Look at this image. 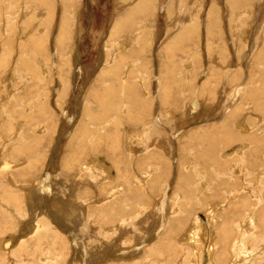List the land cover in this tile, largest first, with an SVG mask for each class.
Returning a JSON list of instances; mask_svg holds the SVG:
<instances>
[{"label":"bare ground","instance_id":"1","mask_svg":"<svg viewBox=\"0 0 264 264\" xmlns=\"http://www.w3.org/2000/svg\"><path fill=\"white\" fill-rule=\"evenodd\" d=\"M117 1L120 2V3H124L123 1H126V0H123V1L122 0H116V3H117ZM128 1L130 2L131 0H127L126 2H128ZM193 1H195V0H193ZM14 2H15V7H19L16 10V12L14 13L16 20L19 19V16H21L20 14H22L24 12L25 13L28 12L33 7L41 8V9L45 8L47 13H48V15H49L48 20H47L49 23H47V24H49L50 26L53 24V19H54V17L57 14V9H60V12H61V8H63V13L59 17L60 26H58V29H57L58 33L56 35L55 46H54L53 50H54V52L56 51L55 52L56 57L58 56V58H61V62L58 65L60 69L63 66H65L66 64H68V61L66 60L67 58L65 59L64 56L65 55L68 56L73 51H74L73 53H75V51L79 47V46H75V44L77 45L76 42H80L81 37H82L81 36L82 35L81 32H83V25L79 24L80 15H79V8L77 6L76 9H75V15L78 16V19H76V22H77L76 23L77 24L76 25V31H78V32H77V34L75 33L73 35V31H72L73 30V28H72L73 20H71V18L68 15L69 14L68 12H69L70 8L74 4L73 0H14ZM169 2H171V1H169ZM177 2H180V1H177ZM131 3H132V7L129 8V9H125L124 11H120L119 9H118L119 11H117L116 6H115L114 9H116V10H115V12H113V15L114 16H115V14L116 15L118 14V15H117V17L115 19L112 18L111 20H109L110 21V23L108 22L110 24L109 27L106 26V24H105V26L108 27V30H106V28L97 29L96 27H92L91 26L92 28H91L90 34H92V38H94V44L97 43V41L100 42V43L102 42V52L100 51V56H99L100 57L99 60H101L100 61L101 64L96 66L95 71L93 72V74L95 75V73L99 70V72H97L98 74L96 73V75L99 76L98 82L100 84L105 82V79H106L105 77H107V78L111 77L113 79H117L118 82H120V86L119 87H121V89H118V90L122 92L125 89V91H126L127 95L122 92L124 94L123 95L124 98H125V95H126L127 101H128L129 99H131V98L133 99L135 97V98H137V105L139 107H143L142 105H140V103L144 105L146 102H143V100L139 97V95L137 94L138 92L135 91V87L132 86L133 84H130V81L128 82V80L126 79L127 75H125L123 77L124 74L121 73V71H122L121 70V66H125L126 69H127L126 72L127 73L130 72V75L132 73H134V69L136 68L137 64L132 59L124 62V58L126 57V55L128 53L137 56V54H140L141 52H144L147 49L148 45H151L152 41L154 40V39H152L151 36H153L155 38V34L157 33L155 31L157 30L156 29V19H157L156 17L158 15L150 17L149 14H151L153 10L157 9V7H154L155 6L154 4L158 3V5L159 4L162 5L163 0H137V1L135 0V2L133 1ZM196 3H195V5H196ZM199 3H200V1H199ZM172 4H174V3H172ZM226 4H228L232 8V10L234 11V13H233V15L231 17V24H229L230 26H228V27H230L229 29H230V31H232V33H231L232 36L230 38V41H231V43L233 45V48H234L233 52L238 55V61L235 58H232V56H234V55L232 54V52L229 51V46H230L229 42L225 40V34L227 36L226 38H228V36L230 35V34L229 35L227 34L228 31H227V33L225 31V34H223L224 30L222 31V29H226V27L221 28V29L218 28V29H220V32H222V34H218L216 32V30L214 29L215 27L217 29V25L215 26V24H216V21H217V18H218L219 15H217V13L214 11V8H213L214 6L211 5L212 7H210V9H207L206 18H207V20L209 22V23L207 22L209 28L207 26V31L206 32H207L208 36H210V37L211 36L214 37V36L222 35L221 39H219L217 41V43L221 41L220 44H223V50L221 51L220 56H218L220 61H217V62L218 63L220 62L219 65H217L216 63H213L212 68H211V64L208 63V65H207L208 70L205 71L204 67L203 68L201 67V68H199V72H200V74L201 73L203 74L204 71L205 72L209 71L210 74H212V77H209V75H207V78L210 81H212L210 78H213L215 81L218 80L219 76H218V73L216 72L217 70L222 71L223 74L225 72V76H227V74H231V73L233 75L236 72L237 73H241L242 72V74L244 75V73L248 69H250L249 67L251 66V60H253V57H254L256 59L257 63H258L257 66L261 65L258 68V71L260 72V74H259V77H257L258 75H256L257 78L252 76V78L254 77L253 80H249L248 79V80H245V81L241 80L240 76H239V79L235 80V81H233V80L231 81V79H229V77H228V81L226 80V81L223 82L224 83V88L222 90V92L224 94V97H227V100H228L227 102L228 103H225L222 106L223 108L220 107L221 109L218 110L217 116H213L216 120H213L211 118H209V119L205 118L204 119L203 117H201L204 120L203 123L206 122V121L207 122H211L212 121L211 123H207V127H205V132L204 133L200 132V134H198L199 132L196 133V132L188 131L187 135L184 136L185 138H187L189 140L190 139H194L197 142L200 141L201 142L200 144L203 146L202 150L200 149L199 151L197 150L198 152L196 151L198 156H200V154H201V158L203 160L201 158H200V160L197 159V156H196V158L193 159V161L191 162L192 168H194L195 171H200V165L199 164H201L202 162H208V163L211 164L215 160V159L213 160L214 157L213 158L211 157L212 153H215L217 155V157H218V155L220 157V154H222V156L228 154L226 151L223 152V150L224 149H228L230 147V145L234 143L233 141L235 139H238V137L244 139V142H252L251 146L255 145L257 147L256 150H258V154L260 153L262 156L258 157L257 152H256L254 158L251 161L254 162V164H255L256 161H260L263 164V166H264V102L255 103V106L253 105L254 108L257 110V113H258V116H257L256 119H258L257 121L259 122V124L262 125V129H263L262 132H260V134H255V132L253 130H250L249 123L247 122L248 126H247V124L245 125V123H244L246 121L245 119H244L245 121L242 120V122H237V123H236V120L235 121L232 120V117H233L234 113H237V112H240V111L243 110V108H242V103H243L242 101L243 100L241 98V95L244 94L243 91L246 90V95L245 96L250 98V99H252V100H255V101L257 99L261 98V96L263 97V95H264V0H226ZM121 5H123V4H121ZM175 5L178 6L177 4H175ZM181 5H183V3H181ZM200 5H201V3H200ZM213 5H216V3L215 4L213 3ZM188 6H186L187 9H188ZM190 6L192 8V3H191ZM15 7H14V9H16ZM180 7H182V6H180ZM195 7L198 10L199 7L198 8H197V6H195ZM195 7H194V9H195ZM254 7H256L255 11L253 9ZM36 8H35V11H37ZM168 8L166 9V4L164 3V6L161 7V11L164 9V12H166V10H168ZM172 8H175V7H172ZM200 8H201V6H200ZM158 9L160 10V8H158ZM169 9H171V7ZM187 9L185 8V10H187ZM215 9L218 10V8H216V7H215ZM252 9L255 12V14L253 12L254 16L253 15L247 16L248 12L250 10H252ZM32 10H34V9H32ZM202 10H203V8H202ZM12 11H14V10H12ZM155 11H157V10H155ZM193 11H195V10H193ZM38 13L39 12H37V14L31 13V15L34 14L32 17L35 18L34 16L38 15ZM196 13H197V11H196ZM185 14H186V12H185ZM25 15L26 14H24V16ZM147 15H148V17H150L147 22L140 23L137 26L136 30L133 31V33L129 32L128 28L132 27L134 25V22H135V20H136V18L138 16H147ZM166 15H169L168 11H167ZM245 15H246V17L244 18V21L245 20H249L250 22L254 23V26H252L253 29L250 28L251 29V30L249 29L250 31L249 30H244V28H243V27H245V25L243 26V17ZM27 16H28V14H27ZM39 16L41 17V15H39ZM191 16H193V15H191ZM191 16H190V18L193 19V17H191ZM197 16H198V13H197ZM201 16H202V14H201ZM194 17H196V15ZM175 18L179 19V17L178 18L175 17ZM188 18L189 17H187V19ZM197 18L200 19V17H197ZM23 19H24L23 20L24 23L22 25L17 24V23L16 24L15 23L14 24L13 23L10 24L11 20H14V18L12 19V17H11V20L5 25L8 26L10 24V26H11L10 29L11 30H13L14 28L15 29L18 28L19 30H21V29L25 28V23H26L25 18H23ZM219 19L222 21L221 18H219ZM30 21L34 22L33 19H31ZM179 21H182V20H178V22ZM188 21H189V19H188ZM198 21L197 22L193 21L194 23H190V22L187 23L186 21H184V23L182 25H184V24L185 25L183 27H178L179 25L176 26V21L175 20L172 21L173 23H169L168 22L169 25L172 24L170 26H174L173 28H175L173 30V33H170L171 32L170 31V32L166 33L163 36L162 39L161 38L156 39L157 42L160 43V45H158L159 47H157L158 48L157 49L158 50V54H157L158 60L157 61L160 64V71L159 72H161V68H162V64L161 63L163 62L162 59H164V53H166V55L174 56L175 55L174 53L176 51L181 50V51L184 52V54H186L185 52L187 51V48H189L191 46L190 42L194 39L195 34H197V33H195L196 30L199 31V29H200L199 27L201 26L200 25L201 22L199 23L200 26H198L199 29L198 28L195 29L196 24L198 23ZM221 21H219V22L223 23ZM252 23H251V25H252ZM39 25L41 27V24H39ZM28 26H30V25H28ZM35 26H37V25H35ZM35 26H34V28H32V29H36V31L32 30V33H34V35H32V33L30 32L32 37L30 38V40L27 41L28 47H26L25 46L26 44H25L23 46V48L20 49V54H23L24 58H21L20 59L21 61L18 62V64L20 63L24 67H26L25 68L27 70L26 73L29 72L30 75L27 74L26 76L17 77L18 75H20L19 74V70H18V68L13 67L14 73L12 71H10V76H9V81H10V87L11 88L8 90V94H7L6 98H5L7 100L6 103H8L10 106L12 105L11 106L12 108L19 107V106H17V104H19V105L22 104L21 106L23 107V110H22V108L20 110V107H21L20 106L18 108L19 109L18 112L16 111L17 112L16 114L20 113V115H22V117L24 116V118L25 117L26 118L29 117V115L27 113H32V111H34V109H33L34 106H35V108H38L37 112L39 114L44 115L43 110H45L48 113V115H50L49 105L47 103L48 101L46 102L47 97L44 96L45 93L43 94L44 91L43 92H39L38 91L39 93L36 94V95L33 94L32 98L29 99V101H27L29 103L25 104L23 102L25 99H28L29 95L32 93L33 88H31V86H30V83L32 82V79L35 80V83H37L40 88L45 86V85H43V82L46 80V77L44 78V76H42L43 74L41 75V71H39V70H41V67H39L38 64H40L41 66H44V74H45V76H47L46 75V71H45L46 70L45 68H47L46 67V63L43 61V59L40 56H37V54L40 55L41 53L45 52L44 44H45V42H47V38H48L49 34H47V36L44 35L43 33H41L40 29L37 31V28ZM43 26H46V25L43 24ZM105 26H103V27H105ZM220 26H222V25H220ZM205 29H206V27H205ZM121 30L122 31L124 30V35L121 36V39H117L118 36H120V34H121ZM125 30H128V31H125ZM33 31H35L36 33L33 32ZM74 32H75V30H74ZM4 33L5 32L3 31V35H4ZM8 34L10 35L9 32H8ZM197 35H199V34H197ZM45 36H46V38H45ZM156 36H157V34H156ZM253 36H254V38H253ZM74 37H76L79 41L78 40L74 41ZM150 37L152 39L150 41L151 43L148 42V39ZM158 37H160V36H158ZM161 37H162V35H161ZM250 37H251V39H250ZM206 38L208 39L209 37H206ZM218 38H220V37H218ZM207 39H205V40L207 42L206 47L208 48V50L204 51V53H206V55H204V54L201 55L200 54L201 52H198V50L195 51L196 52L195 55H193L192 52L189 51L190 53H189L188 58H187V60L188 59L189 60H188V63L186 64L187 65L186 68L187 67H189V68L191 67L190 70L192 71L193 67H195L194 63H196V62L201 63L202 59L205 58V56H206V58H210L212 56V53L210 52L211 51L210 48H212L211 47V43H210V40H207ZM216 39H217V37H216ZM9 40H10V38L6 42H8ZM156 40H155V42H156ZM213 40H215V38H213ZM249 40H250L249 46H248L249 48L247 50H245L246 48L244 47L246 45H243V47L245 49L241 48L239 46L240 42L244 43L243 41L248 42ZM69 41L70 42L73 41V44L70 46V49L67 50L66 48L68 47ZM134 41H140V43L139 44L137 43L138 45L136 46L134 52H131L129 50H130L131 47H133V42ZM213 42H212V44H213ZM134 43H136V42H134ZM161 43H163V44L161 45ZM192 43L194 44V42H192ZM251 43H252V47L250 46ZM216 44H214V45H216ZM220 44H219V46H220ZM196 46H197V44H196ZM196 46H194V48ZM219 46H217V49L219 48ZM98 47H99V44H98ZM200 47H201V45H200ZM213 48H216V47H213ZM9 50L6 51V54H4V58L2 59L3 61L6 60V56H7V54H9L7 52H9ZM220 50H219V52H220ZM10 52H11V50H10ZM183 52H181V54ZM34 54H35V57H36V59L34 60L35 63L33 62ZM29 55H31L30 58H25V57H28ZM10 57H12V55ZM167 58H169V57H167ZM242 58L245 60L244 64L247 61V65L246 66L244 65V67H242L243 64L241 65V63H240ZM170 59H173V57H171ZM17 60L18 59H16V61ZM71 60H72V63H73V59L72 58H71ZM125 60H127V59H125ZM216 60H218V59H216ZM78 62H80V61H78ZM122 63L124 65H122ZM16 64H17V62H16ZM214 64H216L217 66H214ZM171 65H174V62H172ZM198 65H200V64H198ZM166 66L164 65V68L162 70V71H164L163 74H165L166 77H170V79H172V78L174 79V77L171 78V75H169L170 72H168V70H166ZM257 66L256 65L254 67L252 66L251 69L252 70L254 69L256 71L255 68ZM175 68H177V67H175ZM75 69H76V72H78L77 75L78 74H82L83 67H82L81 64L77 65V67ZM213 69L214 70L217 69V70L214 71ZM252 70H250V71H252ZM172 71H177V70H172ZM255 71H253V74H255L254 73ZM60 72H61V70H60ZM247 73H248V71H247ZM175 74L176 73H173V75H175ZM92 75L84 76V77L88 78L90 76L92 77ZM119 75H120V77H119ZM248 75L249 74H247V76ZM158 76L160 77V75H158ZM63 77L64 76L62 74V76L59 78V81L62 84L61 87H59V89H58L59 90V92H58L59 95H62V94L64 95L63 92H65V90H66V92H68V90L71 89V88H69V86L67 84V81L64 82L62 80ZM118 77H119V79H118ZM249 77H251V76H249ZM160 78H162V77H160ZM21 79H22V82H20L21 85H19L17 87H14V85H15L14 82L21 81ZM157 79H158V92L160 93V90L162 89V91H161L162 92V96L159 95V93H158V96L156 95L157 99L158 100H163L164 104L165 103L166 104H170L171 103V106L173 108V106H174V103H172L173 99L171 100L172 102H170V103H169L168 99H169L170 94H171L170 91L171 90L174 91V90L172 88L170 90V83H168L169 85L166 84V85H164V87H162V85H161L162 80H160L158 77H157ZM180 79H181V77L179 78V80ZM137 80H138V82H142L143 77H138ZM189 80L190 79H188V81ZM76 81L77 80H75V82ZM82 81L84 82L83 79H82ZM167 81H169V80H167ZM173 81L175 82V79ZM173 81L171 82V80H170L169 82L173 83ZM143 82H145V81L143 80ZM88 83H87V85H88ZM177 83L173 84V86L176 85ZM181 83L182 82H180L179 84H181ZM221 83H222V81H221ZM185 84H187V81H186ZM208 84H209V81H205V83H202V86H204V87H206L205 85L209 86ZM91 85L89 84L90 87L89 88L87 87L88 88V90H87V89H85L86 86L83 85L84 86L83 87L80 84V86L82 88L78 87L79 90H76V93H77V91L79 92L78 96L75 97V99H78V101L74 105L78 106V107L77 106L76 107L79 109V111H80V109H83V111L81 110L82 111V115H80V117H82L83 115L84 116L87 115V117H90L89 122L91 124H93V126H94V122H95L94 120H97V121L101 120L99 125H98V127L95 126V127H97L99 132L97 130H96L97 132L96 131H94V132L92 131L93 129H95V127H92L93 128L92 130H90L91 129L90 127H85V126H88V124L84 125L83 127H78V128L74 127L76 130L74 132L72 131V133L68 137V144L66 145L68 150H67L65 156H63L64 158L61 160L60 164L66 170L73 167L74 168L73 171L74 170L75 171L78 170L79 174L86 173V171H90L91 172L94 169L92 171L94 177L98 178L99 181L100 180H106V181H104L103 184L98 185L99 186V190L97 192H92L93 195L91 196L92 198H90L92 200L89 201V206H87V205L83 206V204H80L81 202L79 200H77L78 198H81L82 196H80L79 194H75L76 191H77L75 187L72 186L71 191H70L71 192V197H74V199L71 198L72 200H70V202L68 200L66 201L64 198L62 199V197H64V195H66L65 194L66 193V189L63 188V189L59 190L57 187L52 186L53 185L52 184V182H53L52 178H47L46 177L48 173L46 174L45 177H42L43 179L41 178L42 175L39 176L40 174L38 176H34L33 175L34 178L30 179V182H28L29 184H25L24 182H22L19 179H17V177H16V180L13 177H12L13 179L11 178L12 172L10 171V169H11V166H12L11 164L12 163L6 161L7 159H3V157L0 158V264L4 263V262H6V264L8 262H12L13 263V261H11L10 258L13 257V256L15 257L19 253H25L27 258H29V260H31V264L32 263L33 264H62V263H64V264L66 263L67 264V262H68L67 259L68 258L71 261V262L69 261L70 263H68V264H129L128 262H131L130 264H146L148 261H149L148 264H150V261L153 262V260L156 259L155 256L164 257V255L168 256L169 258L179 257V259L178 258L177 259H178V261H182L181 264H264V203H263L264 202V192H262L263 191L262 190V191H260V193L255 194L253 192L254 189L252 191L250 189H247V191H246L244 188L243 189L245 191L241 190L242 192H235V191H238L239 186L241 184L240 183V179H243L244 176H243V178H242V176L239 178V175L237 174L238 176L230 177V175H228V172L226 174L224 170H221V169H223L222 167H221V169L218 168L219 166H217V168L220 169L221 171L220 170L218 171L216 169V174L213 173V172H215V171H213V169L211 170L212 173L215 174V179L214 178H212V179H214V181L219 179V180H217L218 189L213 191L214 194L211 195L212 196L211 202L216 204L214 206H217V207H213L214 209H212V205L209 206L210 205L209 204L210 201L208 202L209 205L206 202L205 205H208V208L211 207L209 209L213 210V211H211V216L208 218L209 219L208 224L209 223L210 224L207 225V226H204L205 227L204 230H203V226H202L203 224H201L199 222L200 218L199 217L197 218V216L195 215L196 213L194 215H193V213H191V215H190V217L188 219H187V217L186 218L183 217V218H180V219L179 218L178 219L174 218L175 220H172L173 219L172 218L170 221H167L168 217L166 215L164 217H161L163 219L166 218V220L162 223V226L165 229H166V227L167 228L170 227V229L169 230L167 229L168 231L165 232L164 237L161 236L162 238H165V239L166 238L169 239L171 233L172 234H176L175 233L176 230L174 231V233L171 232L173 227L174 228H175V226L176 227L177 226L184 227L185 225H187V222L190 221V223H188L189 224V230L191 229L192 232L189 235H190V238L192 239L191 242L195 244V247L190 248L189 245L185 246V243L182 242L183 238H181L182 241L179 240L177 242L178 245H176V244H168V243H166L163 240L162 243H158L156 245V243H157L156 242L155 244H153L154 246L149 248L147 251L145 249H143L142 245L145 246L147 244V242H150V240L143 242V240H142L143 236L141 237V235H139L141 233L143 234V231L141 233H139V231L141 229L140 230L136 229L137 231L136 230H132L130 228V226H131L132 223H133V225H137L138 226V222H136L134 220L135 219L140 220L139 218H142V217H140V214L142 213V215H143L144 211H146V208L148 206H146L147 204H145L143 202L145 199L142 201L141 196L140 197H136V196H130L129 197L128 196V198H125V196H126V195L124 196L125 191L123 190V188H118L117 185H116L117 188L113 187V188L116 189L115 191H111V193H109L108 196H105V197L102 196V195H105V194L107 195L108 192L103 194V191L106 192L105 190L107 189V186H109V187L112 186V183H113L112 175L113 174L111 175V173H110V171H111V168H110V165H109L110 163L108 164L105 161L104 158H101V156L99 155L98 152H90V151H91V149H92V151H97L99 147H103L104 149H106L107 151H109V152H111L113 154L119 153L120 152L119 147H120V143H121V138L119 137L120 133L115 132V130H120V128L122 127V121H120V119H118L119 116H116V115L114 116L113 114H112L113 116H111L109 118L107 116H104L105 119H103V116L101 114L100 115L102 116V118L100 117L99 113L96 114L95 112H93L92 109H90L89 107L86 106V103H89V104L92 103L91 102V97L89 96V92H91L90 91L91 90ZM126 85H128L129 88H128V86L126 88ZM219 85H217V87ZM254 85L256 87H254ZM171 86H172V84H171ZM27 87L30 88V91L28 89L27 91H29V92L26 91L25 94L22 95L20 91L26 90ZM215 87H216V84H215ZM227 87H228V89H227ZM36 88H38V87H36ZM212 88H213V86H212ZM85 90H87V91L85 92ZM99 90H100V92L97 91V90L95 92L94 91L93 92L95 93L96 100H98V102H99L100 108L102 110H106V111L107 110L111 111V109H112V111L114 110L115 112L118 111L120 108H116L117 110H115V107H116V104L114 102L115 100L114 101L112 100L114 103L112 102L113 104L109 105V103L108 104L106 103L107 102L106 99H108L109 97L111 98V96L116 99V97L119 94V91H117V89H115V88H110V87L106 88L105 87L104 90H107V96H108V97L107 96L105 97L103 95V92H101V89H99ZM144 90H145V88H144ZM47 91H45V92H47ZM199 92H200V90H199ZM199 92H198V94H199ZM207 92H209L208 93L209 94L208 99H210V102L218 97L217 94H215L216 92L213 91V90L212 91L209 90ZM182 93L180 92L181 95H183ZM201 93L203 95L206 94V90L203 89V91L200 92V94ZM82 95H83V98H84L83 100L81 98ZM181 95H180V97H181ZM160 96H161V99H160ZM60 98H59V100H60ZM248 98H245V99L247 100ZM144 100H147V99H144ZM41 101H42V103H40ZM134 101L135 100H133V102ZM177 101L178 100H176V102ZM257 101H259V100H257ZM17 102H19V103H17ZM6 103H4V104H6ZM190 103H192V102H189L188 100H185V102L183 101L184 106L182 104L183 107H185V106L188 107L187 109H188L189 114H188L187 118L188 117H194L201 111V106H200V109H199V112H198V108H197L198 105L196 107H194L195 105L193 106V104H190ZM33 104H34V106H33ZM157 104H159V103H157ZM247 104H249V103H247ZM26 105H29V106L25 107ZM3 106H2V104H0V107H1L0 108L1 109L0 110V118L2 116V112H6V111H7V113L10 112L9 108L8 109H7V107L3 108ZM46 106H47V108H46ZM147 108L148 107H146V108L144 107V109H146V110H147ZM192 108L195 109L194 113L191 110ZM135 109H136V107H135ZM169 109H170V107H169ZM24 110H25V112H23ZM256 110H255V112H256ZM52 111L53 110H51V113H53ZM141 111L143 112V110H141ZM141 111L139 110V113H137V114L136 113L135 114L132 113V114L128 115V117H127L128 118L127 121L135 120L136 124L138 123V120L140 122H142L140 124V126L139 127H133V128L126 127V131L129 129L128 130L129 132L131 130L132 132H135V134H136V131H139L142 128L143 131L146 130V132H147L148 128L146 129V126H148V127L150 125L152 126V124H149V121L152 120L151 119L152 118V114H151V116H148V115L146 116L145 115L146 119H143V117H144L143 114H146L147 112L146 113H142ZM202 112H204V111H202ZM7 113H5V117H6L5 120L8 121L9 116L7 115ZM66 113H67V111H66ZM78 113H80V112H78ZM107 113H108V111H107ZM148 113H149V108H148ZM169 113H170V111H169ZM167 114H168V112H167ZM66 116H68V115H66ZM92 116H94V117H93L92 122H91V117ZM108 116H110L109 113H108ZM126 116H127V113H126ZM157 117H156V119H157ZM181 119L182 118H180V121H181ZM184 119H182V120H184ZM5 120H3V119H2V121L0 120V123L1 122L10 123L11 126L10 125L9 126L12 127L11 130L14 133L13 136L15 138H17V139L14 140V141H16V143L13 141L14 142V145H13L14 151H18L19 153L23 152L22 150H24V151L26 150V151H29V152L34 151L32 146H34L36 144V146L39 148V146L42 144L44 139H46V137H47L46 135H44L45 134L44 130L47 131L46 126H45L46 124H43V126L41 127L42 130L39 127L40 129H39V131H37V134H33V131H32V134H30L29 131H25L24 130V127L22 126V123H21L22 121L19 123L17 120H15V121H17V123H19L17 125V127H15V124L14 125L12 124V122H14V120L12 121V119H10V121H8V122L5 121ZM32 120H30L29 122L32 123ZM176 120H175V122H176V124H178ZM19 121H20V119H19ZM156 121H158V122H156ZM156 121L154 123V126H159L161 120L159 119V120H156ZM201 121H200V123L203 124ZM153 122H154V120H153ZM181 122H179V123H181ZM184 122H186V121L184 120ZM90 123H89V125H90ZM186 123H188V122H186ZM238 123H242V124H238ZM111 125L114 126V131H110ZM191 125H193V124L191 123ZM234 125H237V126L240 127V128L238 127L239 131H241V135L240 136H237V134L235 132ZM3 126H4V124H3ZM54 126H56V125L54 124ZM183 126H186V125H183ZM260 126H258V127L261 129ZM2 128H4V127H2ZM178 128H179V124H178ZM178 128H176V126H175V129H178ZM200 129L201 128H198L197 130H200ZM251 129H252V127H251ZM9 130H10V128H9ZM26 130H27V128H26ZM106 130H107V132H105L104 135L101 134V132L103 133ZM48 131L51 132L49 128H48ZM176 132L177 131L175 130V132H174L175 135H177ZM42 133H44V134H42ZM58 134H60V133H58ZM155 134H156V132H155ZM201 134H202V136L204 135L201 138L202 141H201V139L198 140L199 137H201L200 136ZM131 135H133V133H131ZM145 135L146 134H144V136ZM62 136H64L63 133H62ZM159 136H160V134H159ZM14 137H13V139H14ZM125 137H127V139H126L127 147L128 148L131 147L133 149L135 147V146L133 147V144L135 143L134 140L131 142L129 135H125ZM132 138H134V137H132ZM154 138H155V135H154ZM136 139H135V141H136ZM147 140H149V139H147ZM238 141H239V139H238ZM191 142L194 143V141H191ZM193 143L191 145L192 147H193ZM174 144H175V141H174ZM59 145H60V143H59ZM222 145H224L226 147L224 148V146H222ZM143 146H145V145H143ZM160 146H161V149L159 147L158 148L161 150V153L164 154L165 152H163V150L166 151V149H168V148H166L165 145H160ZM191 146H189L190 148H188V149L184 148L185 150H188L187 151L188 152V156H189V154L194 153L195 150H196V148L193 149ZM202 146H200V147H202ZM238 146H236V147H238ZM242 146H243V148H240V150L238 149L239 151L237 153H239L238 155L244 157L245 155H247V154H245L246 151H244V148L246 147V144L242 143ZM13 147H10V148H13ZM90 147H92V148H90ZM122 147H124V146H122ZM149 147H150V145H146V148H149ZM221 147L224 148V149L222 148L223 149L222 151H220ZM136 148H134V149H136ZM140 148H142V147H140ZM152 148H154V147H152ZM152 148L148 150L149 153L147 154V156H144L145 158L143 157V159L141 160V162H140L141 168L143 166H145L147 164V162L151 163L150 160L154 159L155 157L159 158V153L158 152H154L155 150H153ZM88 149H89V152L91 154L87 153ZM134 149H133V151H135ZM197 149H199V148H197ZM9 150H10L9 146H7V147L5 146V151H9ZM245 150H247V149L245 148ZM254 150H255V148H254ZM34 152H36V151H34ZM34 152H32V153H34ZM183 152L185 153V151H183ZM247 152H249V149H248ZM229 153H232V152L230 151ZM36 154H38V155H36ZM87 154H89L88 158H87V156H84V155H87ZM172 154H173V152H172ZM251 154H250V156H251ZM34 155H36L38 157H34L33 154H32V156L34 158H32V160H27L26 161L27 165L33 166V165H36V164L40 163L39 161H42V160H40L42 158V155L40 157V154H39L38 151ZM167 155L169 157V152H168ZM206 155H208L207 158H205ZM55 156L56 155L53 156V161L52 162H55ZM83 156L85 157V160L83 159ZM222 156H221V158H222ZM230 156H233V155L229 154L226 157H230ZM119 157H122V158L120 159ZM123 158H124L123 156H118L116 160L114 159L113 162H111V163L114 164L113 168L114 169L117 168L116 170H117L118 173L120 171H122V169H123L122 168V166H123L122 165V160H124ZM127 158H128V156H127ZM191 158H192V155H191ZM247 158H248V156H247ZM45 159H46V157H45ZM135 159H137V158H135ZM224 159H225V157H224ZM162 160L164 161V159H162ZM217 160L220 161L221 159H217ZM235 160H237V157H236ZM240 160H242V159H240ZM157 161H158V159H157ZM243 161H244V159H243ZM243 161H240V162L242 163ZM180 162H181V160H180ZM252 162H249V163L252 164ZM260 162H256V164L260 163ZM157 163L160 164V162H157ZM177 163L179 164V162H177ZM217 163H219V162H217ZM154 164H156V163L153 162V165H150L148 170L144 169L145 171L143 172V176H141V177H144L145 179L147 177V179H149V177H151V176L156 174L154 176V179H153L155 181H152V182L159 181L162 178V176L166 177V173H165V176H164L162 174V171H160L161 168L159 169V167H157L159 169L158 170L156 168L157 165H154ZM188 164H190V163H188ZM237 164H238V162H237ZM24 165L21 167L22 169L18 171L19 172L18 174H21V172H24V173L28 172L27 171V167H24ZM77 165H79V167ZM115 165H116V168H115ZM125 165H126V171L127 172L125 174H121L120 173V178L121 179H125V183H126V185L128 186V188H129V190L131 192H134V191L139 192L140 190L138 188L134 189L132 187V186H134V185H132V183L130 181V177L132 176V174L129 172V169H128V166H127L128 164L126 163ZM255 165H252V166L250 165L251 167L249 166L246 169V172H247L248 175H254V174L256 175L257 174L256 176L257 177L259 176V179H257V180L258 181L262 180V184H263V182H264V168H263V170H261V172H260V170L258 172L255 169L256 168L255 167L254 169L257 171L255 173V171L252 168ZM146 167H148V164H147ZM190 167L191 166H189V168ZM227 167H228V165H227ZM240 167H239V169L242 168V167L241 168ZM141 168H139V170ZM186 168L188 169L187 166H186ZM95 169L96 170L98 169L97 173H95V171H96ZM163 169H165V168H163ZM183 169H185V168H183ZM183 169L181 168V171ZM233 169H235V165H234ZM135 170H136V168H135ZM139 170L137 171V173L140 172ZM157 170L160 171V172H157ZM75 171H74V173H75ZM152 171H154V173ZM207 171H208V168H207ZM131 172H133V171H131ZM152 173H153V175H152ZM201 173L203 174L204 172H201ZM233 173H235V172H233ZM233 173H230V174L232 175ZM30 175H31V173H30ZM145 175H147V176L145 177ZM49 176H50V174H48V177ZM187 176H189V174H187ZM208 176H207V178H208ZM219 176H225V180L220 179ZM114 177L117 178V176H114ZM245 177H246V179H248L247 177H249V176H245ZM120 178H118V179H120ZM134 178L136 179V177H134ZM134 178H131V179L134 180L133 182H135ZM194 178H195L194 176H193V179H192V177H185V179L183 181H190V180L194 181ZM201 178H204V177H201ZM210 178H211V175H210ZM164 179L162 178L163 182H164ZM196 180H198V178ZM16 181H18V182H16ZM73 181L78 186V184H79L78 182L79 181L75 180V179ZM115 181H116V179H115ZM183 181L181 180V182H183ZM208 181L209 180H207V182L202 180L200 183H198V181H197L196 185L199 186L200 184H202L203 186L207 187ZM258 181H257V184H258ZM163 182L161 181L162 184H163ZM209 182H211V181H209ZM176 183H177V181H176ZM187 183L188 182L183 183V186L186 185ZM260 183H261V181H260ZM94 184L95 185H92V187H91L92 189H93L94 186L96 187L97 183H94ZM136 184H135V186H137V187H138V185H140V186L144 185L145 186V188L143 187L144 190H146V188H147V185H145V183H143L142 180H138V183H136ZM154 184H153V186H154ZM214 184H212V188H213ZM245 184L247 185V183H245ZM262 184H260V185H262ZM120 185H121V182H120ZM191 186H192V184H191ZM193 186L195 188L194 184H193ZM198 186H196V188H198ZM78 187H80V186H78ZM247 187H245V188H247ZM180 188H183V187H180ZM215 188H216V186H215ZM253 188H254V186H253ZM162 189L163 188H161V190ZM152 190H153V188H152ZM180 190H183V189H180ZM63 191H65L64 195H62ZM164 191H166V190L164 189ZM224 191L226 193L225 199L223 198L224 197L223 196L222 197L223 200H221V201L218 200V199L215 200V197L221 196L220 194H217V193L224 192ZM250 191L252 193H254V195H252L253 196L252 198H254V199L249 198L251 196L250 195L249 197H247V199H249V201L247 199H245V198L241 199L239 201V197H238L239 195H243L245 192H249L250 193ZM85 192H90V191L86 190ZM158 192L160 193V191H158ZM185 192L187 194H190V191L188 193V191L185 190ZM159 193H157V194H159ZM201 193L203 194L202 189L201 190H197L195 194H197V196H201ZM182 194H185V193L182 192ZM221 194L224 195L223 193H221ZM137 196H138V194H137ZM177 197H179V196H177ZM193 199H196V198H193ZM193 199H191V200H193ZM220 199H221V197H220ZM250 199H252V200H250ZM146 200H148L147 196H146ZM82 201H84V200H82ZM78 202H80V203H78ZM137 203H139L138 204L139 207L137 206ZM52 204L53 205L55 204V207H52L53 206ZM240 205L242 207V210H240V208H241V207H239ZM259 205H261V207ZM258 206L260 208L259 211H257L258 210L257 209ZM140 208H142V210ZM138 209L140 211V214L137 212ZM217 209H221L222 212L224 211V214L222 216L219 214V216H218L217 215ZM204 210H202V211L204 212ZM155 212H157V211H155ZM157 215H159V214H157ZM168 216H169V214H168ZM198 216H199V214H198ZM159 217H160V215H159ZM219 218H220V220H219ZM219 221H220V225H218ZM206 224L204 223V225H206ZM185 227H188V226H185ZM185 227H184V229H185ZM206 227H207L208 230L206 229ZM214 227H215V229H217V228L219 229L220 228V231H215L214 232ZM175 229H177V228H175ZM183 232H185V231H183ZM129 235L132 236L131 239H130L131 236H129ZM83 238H90L91 239V241H90L91 243H87V240L84 241ZM179 239H180V237H179ZM128 240H130V241H128ZM132 240H133L134 243L132 242ZM123 241H124V243H127V244L128 243L129 244L133 243V244L130 245V246H127V248H125V247L122 248ZM176 241H177V239H176ZM152 242H154V241H152ZM187 242H189V241H187ZM183 248H185V249H183ZM10 255H11V257H10ZM20 256H22V255H20ZM181 257L183 259H181ZM19 258H17V259H19ZM21 259H22V261L21 260H19V261H21L22 264H24V263L27 264L28 263V260L24 261V263H23V258L21 257ZM24 260H25V258H24ZM132 262H134V263H132ZM17 263H20V262L17 261ZM154 264H155V261H154ZM169 264H170V262H169Z\"/></svg>","mask_w":264,"mask_h":264},{"label":"rangeland","instance_id":"2","mask_svg":"<svg viewBox=\"0 0 264 264\" xmlns=\"http://www.w3.org/2000/svg\"><path fill=\"white\" fill-rule=\"evenodd\" d=\"M2 1V2H1ZM123 1V0H122ZM127 1V0H126ZM126 1H123L124 3H120V2H118L117 1V3H116V0H73V2H74V4H73V6L70 8V10H69V17L71 18V20H73V24H72V28H73V35L76 33L77 34V32L78 31H76V19H78V16H76L75 15V9H76V7L78 6V8H79V15H80V17H79V19H80V21H79V24L80 25H83V32H81V40H80V42H76L77 43V45L75 44V46H79L78 48H77V50L75 51V53H70L68 56L67 55H65L64 57H65V59L68 61V64H66L65 66H63L61 69L59 68V64H60V62H61V58H58V56L56 57V55H55V52H54V46H55V40H56V35H57V33H58V31H57V29H58V26H60V20H59V17H60V15L63 13V8H61V12H60V9H57V14H56V16L54 17V19H53V24L50 26L49 24H47V23H49L47 20H48V17H49V15H48V13H47V11H46V9L45 8H36V7H33L32 9H34V10H29L28 12H24V13H22V14H20L21 16H19V19H15V12H16V10L19 8V7H15V2H14V0H0V104H2V106H3V108H5V107H7V109L9 108V110H10V112H8L7 113V111L6 112H2V116H1V118H0V120L2 121V119L3 120H5L6 119V117H5V113H7V115L9 116V119H8V121H10V119H12V121L14 120V122H12V124L14 125L15 124V127H17V125L21 122L22 123V126L24 127V130L25 131H29V133L30 134H32V131H33V134H37V131H39V129L43 126V124H46L45 126H46V129H47V131L46 130H44V133H42V134H44V135H46L47 137H46V139H44V141L42 142V144L39 146V148L36 146V144L34 145V146H32V148H33V150L34 151H36V152H34V151H31V152H29V151H24V150H22L23 152H18V151H14V147H13V145H14V142L16 143V141H14L15 139H17V138H15L13 135H14V133L12 132V127H10L11 125H10V123H5V122H1L0 123V158H2L3 157V159H7L6 161H8V162H11L12 164V166H11V169H10V171L12 172V174H11V178L13 177L15 180H16V177H17V179H19L20 181H22V182H24L25 184H29L28 182H30V179H33L34 178V176H38L39 174V176H41V178L42 177H45L46 176V174L48 173V174H50V176L48 177V174H47V178H52V180H53V182H52V186H54V187H57L59 190L60 189H66V193H65V191H63V194L62 195H64V193L66 194V195H64V197H62V199L64 198L66 201L68 200L69 202H70V200H72V199H74V197H71V188H72V186L73 187H75L76 188V193L75 194H79L80 196H82L81 198H78L77 200H79L80 202H78V203H80V204H83V206H85V205H87V206H89V201L90 200H92V199H90V198H92L91 196L93 195L92 194V192H97L98 190H99V186L98 185H100V184H103L104 183V181H106V180H100L99 181V179L98 178H96V177H94V175H93V170L90 172V171H86V173H81V174H79L78 173V170H74L75 171V173H74V171H73V167L72 168H70V169H64L63 167H62V165L60 164L61 163V160L64 158L63 156H65V154H66V152H67V144H68V137L70 136V134L72 133V131L74 132L76 129L74 128V127H76V128H78V127H83L84 125H87L88 124V126H85V127H90L91 129L90 130H92L93 128L92 127H95V126H97L98 127V125H99V123H100V121L98 120H94L95 122H94V126H93V124H91L90 122H89V120H90V117H87V115H83L82 117H80V115H82V111H83V109H80V111H79V109L77 108L78 106L77 105H74V104H76L77 103V101H78V99H75V97H77L78 96V91H77V93H76V90H79V88H82L81 86H86V88L85 89H87L88 90V88L90 87L89 86V84L91 85V92H89V96L91 97V104H89V103H86V106L87 107H89L90 109H92L93 110V112H95L96 114L97 113H99V115L101 114L102 116H103V119H105L104 118V116H107L108 118L109 117H111V116H119V118L118 119H120V121H122V127L120 128V130H115V132H118V133H120V135H119V137L121 138V143H120V147H119V150H120V152L119 153H116V154H113V153H111V152H109V151H107L106 149H104L103 147H99L98 148V150L97 151H92V149H91V151L90 152H98L99 153V155L101 156V158H104L105 159V161L110 165V168H111V171H110V173H111V175H112V180H113V183H112V186H107V189L105 190L106 192H104L103 191V194L104 193H107V195L105 194V195H102V196H108V194L109 193H111V191H115L116 189L115 188H113V187H116V185H117V187L118 188H123V190L125 191V193H124V196H125V198H128V196L130 197V196H136V197H140L141 196V199H142V201L145 203V204H147L146 206H148L147 208H146V211H144V214L142 215V213L140 214V211H139V209H138V213L140 214V217H142V218H139L140 220H138V219H135L134 221H136V222H138V226L137 225H133V223L131 224V226H130V228L132 229V230H136V229H141L140 231H139V233H141L142 231H143V234L141 233V234H139V235H141V237H142V240H143V242H145V241H148V240H150V242H147V244L144 246V245H142L143 246V249H145L146 251L149 249V248H151V247H153L154 245L153 244H155L156 242V245L158 244V243H162L163 242V240L166 242V243H168V244H176V245H178V241L179 240H181V238H183V243H185V246L186 245H189V247L190 248H192V247H195V244L194 243H192L191 241H192V239L190 238V235L189 234H191V229L189 230V224L188 223H190V221H188L187 222V225H185V226H188V227H185V229H184V227H179V226H175V228H177V229H175L174 227L172 228V230H171V232H173L174 233V231H175V233L176 234H172L171 232V234H170V238L169 239H165V238H162V237H164V235H165V232H167L169 229H170V227L169 228H167L166 227V229L162 226V223L166 220V218H161V217H164L165 215L168 217V220L167 221H170L172 218V220H175L174 218H186L187 217V219L190 217V215H191V213H193V215L195 214L196 216H197V218L199 217L200 219V223L201 224H203L202 226H203V230H204V226H207V225H209L208 224V222H209V217L211 216V211H213V210H210L209 208H211V207H209L208 208V205L209 206H211L212 205V209H214L213 207H217V206H214V205H216V204H214L213 202H211V198H212V194H214V192L213 191H215L216 189H218V186H217V180H219V179H217V180H215L214 181V179H215V174H216V169L219 171L220 169H221V167L223 168V169H221V170H224L225 171V173L227 174V172H228V175H230V177H234V176H238L239 175V178L242 176V178H243V176H244V178L243 179H240V186H239V189H238V191H235V192H242L244 189L247 191V189H250L251 191L253 190V192L255 193V194H257V193H260V191H262V192H264V182H263V184H262V180H257V179H259V176L257 177L255 174L254 175H248L247 174V172H246V169L251 165H255L256 164V162H260V161H256L255 162V164H254V162H252L251 160L254 158V156H255V153L257 152V155H258V157L259 156H262L260 153V155L258 154V150H256L257 149V147L254 145H252L251 146V144H252V142H244V139H242V138H240V137H238V139H239V141H238V139H235L232 143L234 144H231L230 145V147L228 148V149H224L226 146H224V145H222V146H224V148L223 147H221V149H220V151H222L223 149V152L224 151H226L228 154H226V155H224V156H222V154H220V157H219V155H218V157H217V155L215 154V153H212V155H211V157L213 158V162L210 164V163H208V162H202L201 164H199L200 165V171H195V169L194 168H192V165H191V162L193 161V159H195L196 158V156H197V159H199L200 160V158H201V154H200V156H198V154H197V152L201 149L202 150V148H203V146L200 144L201 142L200 141H195L194 139H187V138H185L184 136H186L187 135V133H188V131H192V132H196V133H198V134H200V132L201 133H204L205 132V127H207V123H211V122H204L203 123V118L205 119H209V118H211V119H213V120H216L213 116H217V114H218V110L219 109H221L220 107H222L225 103H228L227 101V97H224V94H223V92H222V90H223V88H224V81H228V77H229V79H231V81L233 80V81H235V80H238L239 79V76L241 77V80H243V81H245V80H253L254 79V77H256V75H258L257 77H259V74H260V72L258 71V68L261 66V65H258L257 66V61H256V59L253 57V60H251V66L249 67L250 69H248L247 71H248V73H247V71L244 73V75L242 74V72L241 73H235V74H233L232 75V73L231 74H227V76H225V72H224V74H223V72L222 71H220V70H217V69H213L214 71H216L217 73H218V80L217 81H215L213 78H210L212 81H210L208 78H207V75H209V77H212V74H210V72L208 73V72H205V71H207L208 70V68H207V65H208V63H210L211 64V68H212V65H213V63H216L217 65H219L220 64V62L218 63L217 61H220L219 60V57L218 56H220V53H221V51L223 50V44H220L221 43V41L220 42H218L217 43V41L219 40V39H221V36L222 35H219V36H214V37H210V36H208V34H207V26H208V24H207V22H208V20H207V18H206V15H207V9H210V7H212V6H214L213 8H214V11L217 13V15H219L218 16V18H217V21H216V24H215V26L217 25V29H216V27L214 28L215 30H216V32L218 33V34H222V32H220V29L221 28H224V27H226V29H222V31H223V34H225V31H226V33H227V31H228V38H226L227 36H226V34H225V40L226 41H228L229 42V51L230 52H232V54L234 55V56H232V58H235L237 61H238V55L236 54V53H234L233 52V45H232V43H231V41H230V38H231V36H232V31H230V27H228V26H230L229 24H231V17H232V15H233V13H234V11L232 10V8L228 5V4H226V0H195V1H193V0H163V3H162V5L161 4H159L158 5V3L157 4H154L155 6L154 7H157V9H155V10H157V11H155V10H153L152 11V13L151 14H149L150 15V17H153V16H155V15H158L156 18V29L159 31H155V32H157L156 34H157V36H156V34H155V38L153 37V36H151L152 37V39H154L153 41H152V43L150 42L152 39H151V37L148 39V42H150L151 43V45H148V47H147V49L144 51V52H141L140 54H137V56L136 55H133V54H130V53H128L127 55H126V57L124 58V62H126V61H128V60H134L135 61V63L137 64V66H136V68L134 69V73H132L131 75H130V72H126L127 71V69H126V67L125 66H121V73H123L124 75H123V77L125 76V75H127V77H126V79L128 80V82L130 81V84H133L132 86H134L135 87V91L136 92H138L137 94L139 95V97L143 100V102H146L144 105L143 104H141L140 103V105H142L143 107H139L138 105H137V98H131V99H129L128 101H127V97H126V91H125V89H124V91H122L123 93H125L126 95H125V98H124V94L121 92V91H119L118 89H121V87H119L120 86V82H118V80L117 79H113V78H107V77H105L104 79H105V82H103V83H99L98 82V79H99V76L98 75H96V73L97 72H99V70L95 73V75L93 74V72L95 71V68H96V66L97 65H100L101 64V60H99L100 59V51L102 52V42L100 43V42H98L97 41V43H95L94 44V38H92V34H90V31H91V28L92 27H96L97 29H103V28H106V30H108V27H109V23H110V21L109 20H111L112 18H116L117 17V15L115 14V16L113 15V12H115V10L117 9V11H124L125 9H129V8H131L132 7V3L131 2H135V0H131L130 2L128 1V2H126ZM137 1V0H136ZM169 1H171V2H169ZM177 1H180V2H177ZM183 1V2H182ZM193 1V2H192ZM199 1H200V3H201V5H200V3H199ZM169 2V3H168ZM197 2V3H196ZM215 4L216 3V5H213V3ZM8 3V4H7ZM164 3L166 4V9L170 6L171 7V9H169L168 8V10H166V12H164V9L161 11V7L162 6H164ZM172 3H174V4H172ZM180 3V4H179ZM181 3H183V5H181ZM186 3V4H185ZM191 3H192V8H191ZM195 3H196V5H195ZM204 3V4H203ZM221 3V4H220ZM121 4H123V5H121ZM175 4H177L178 6H176ZM189 6H188V5ZM225 4V5H224ZM118 5V6H117ZM207 5V6H206ZM210 5V6H209ZM212 5V6H211ZM115 6H116V9H114L115 8ZM161 6V7H160ZM180 6H182V7H180ZM186 6H188V9H187V7ZM195 6H197V8H198V10L196 9V7ZM200 6H201V8H200ZM14 7L16 8V9H14ZM172 7H175V8H172ZM194 7H195V9H194ZM215 7L216 8H218V10L217 9H215ZM220 7V8H219ZM35 8H36V10L37 11H35ZM158 8H160V10L158 9ZM185 8L187 9V10H185ZM202 8H203V10H202ZM206 8V9H205ZM119 9V10H118ZM176 9V10H175ZM254 9V11L256 10V7H254L253 8ZM253 9L252 10H250L249 12H248V14H247V16H250V15H253L254 16V14H255V12L253 11ZM11 10H14V11H9ZM193 10H195V11H193ZM159 11V12H158ZM167 11H168V14L169 15H166L167 14ZM196 11H197V13H198V16H197V13H196ZM9 12V13H8ZM37 12H41L40 14L38 13V15H36V16H34L35 18H33L32 16L34 15V14H37ZM44 12V13H43ZM74 12V13H73ZM92 12V13H91ZM177 12V13H176ZM185 12H186V14H185ZM193 12V13H192ZM200 12V13H199ZM253 12H254V14H253ZM31 13H34L33 15H31ZM91 13V14H90ZM162 13V14H161ZM11 14V15H10ZM24 14H26L25 16H24ZM27 14H28V16H27ZM165 14V15H164ZM190 14V15H189ZM201 14H202V16H201ZM228 14V15H227ZM10 15V16H9ZM39 15H41V17L39 16ZM176 15V16H175ZM188 15V16H187ZM191 15H193V16H191ZM196 15V17H194ZM3 16V17H2ZM114 16V17H113ZM162 16V17H161ZM169 16V17H168ZM190 16L191 17H193V19H191L190 18ZM230 16V17H229ZM11 17H12V19L14 18V20H11ZM32 17V18H31ZM150 17H148V15L147 16H138L137 18H136V20H135V22H134V25L132 26V27H129L128 28V30H129V32H131V33H133V31H135L136 30V28H137V26L140 24V23H143V22H147L148 21V19L150 18ZM175 17H179V19H176ZM185 17V18H184ZM187 17H189L188 19H189V21H188V19H187ZM197 17H200V19H198ZM246 17V15L243 17V26L245 25V27H243L244 28V30H249L250 28H252L253 29V27L252 26H254V23H252V22H250L249 20H245L244 21V18ZM23 18H25V21H26V23H25V28H23V29H21V30H19L18 28L17 29H13V30H11L10 29V24H20V25H22L23 23H24V19ZM41 18V19H40ZM73 18V19H72ZM173 20H175L176 21V26H178V27H183L184 25H182L183 23H184V21H186L187 23L188 22H190V23H194V22H197L198 20V25L196 24V27H195V29H197L198 28V26H200L198 29H199V31H197L196 30V32L195 33H197V34H199V35H197V34H195V37H194V39L190 42V47L189 48H187V51L185 52L186 54H184V52L183 51H181V50H179V51H176L174 54V56H171V55H166V53H164V59H162V68H161V72H159L160 71V64H159V62L157 61L158 60V58H157V54H158V48L157 47H159L158 45H160V43L159 42H157V40L156 39H158V38H163V36L166 34V33H168V32H170V33H173V30L175 29V28H173L174 26H170V25H172V24H170L169 25V23H173L172 21V19ZM175 18V19H174ZM195 18V19H194ZM197 18V19H196ZM219 18H221L222 19V21L219 19ZM9 19V20H8ZM29 21H27V20ZM31 19H33L34 20V22H32V21H30ZM43 19V20H42ZM113 19V20H114ZM3 20V21H2ZM11 20V23L8 25V26H6L5 24H7L9 21ZM42 20V21H41ZM108 20V21H107ZM178 20H182V21H179L178 22ZM196 20V21H195ZM194 21V22H193ZM219 21H221V22H223V23H220ZM109 22V23H108ZM169 22V23H168ZM179 24H178V23ZM201 22V24L199 25V23ZM245 22V23H244ZM30 23V24H29ZM37 23V24H36ZM181 23V24H180ZM209 23V22H208ZM220 25H222V26H220ZM249 23V24H248ZM251 23H252V25H251ZM3 24V25H2ZM39 24H41V27H40V25ZM43 24L44 25H46V26H43ZM105 24H106V26H108V27H106L105 26ZM28 25H30V26H28ZM35 25H37V26H35ZM181 25V26H180ZM6 26V27H5ZM34 26L37 28V31L40 29L41 30V33H43L44 35H46L47 36V34H49L48 35V38H47V42H45V44H44V47H45V52H43V53H41L40 55L39 54H37V56H40L42 59H43V61L46 63V67L47 68H45L46 70V75L48 76H45V74H44V66H41L40 64H38V66L39 67H41V70H39V71H41V75L42 76H44V78L46 77V80L43 82V85H45V86H43V87H39V85L37 84V83H35V80H33L32 79V82L30 83V86H31V88H33V90H32V93L29 95V97H28V99H25L23 102L25 103V104H27V103H29V102H27V101H29V99H31L32 98V96H33V94L34 95H36V94H38L39 92H43V94H44V96L45 97H47V99H46V102L48 103V105H49V111H50V115H48V113L45 111V110H43V113H44V115H41V114H39L38 112H37V110H38V108H35V106H34V104H33V109H34V111H32V113H27L28 115H29V117L28 118H24V116L22 117V115H20V113L19 114H16L17 112H18V108L22 105H19V104H17V106H19V107H15V108H12L8 103H6L7 102V100L5 99L6 98V96H7V94H8V90L11 88L10 87V81H9V76H10V71H12L13 73H14V69H13V67H15V68H18V70H19V74L20 75H18L17 77H21V76H26L27 74L28 75H30L29 74V72H27L26 73V67H24L22 64H18V62L19 61H21L20 59L21 58H24V55L23 54H20V49L21 48H23V46L25 45L26 47H28V43H27V41L28 40H30V38L32 37V35H34V33H32V30H35L36 31V29H32V28H34ZM43 26V27H42ZM92 26V27H91ZM103 26H105V27H103ZM251 26V27H250ZM24 27V26H23ZM29 27V28H28ZM172 27V28H171ZM205 27H206V29H205ZM7 28V29H6ZM31 28V29H30ZM132 28V29H131ZM208 28H209V26H208ZM218 28H220V29H218ZM160 29V30H159ZM9 30V31H8ZM11 30V31H10ZM29 30V31H28ZM31 30V31H30ZM74 30H75V32H74ZM128 30H125V31H128ZM219 30V31H218ZM251 30V29H250ZM249 30V31H250ZM255 30V29H254ZM3 31L5 32L4 33V35H3ZM24 31V32H23ZM35 31H33V32H35ZM8 32L10 33V35L8 34ZM17 34H16V33ZM32 33V35H31V33ZM152 32V31H151ZM162 32V33H161ZM14 33V34H13ZM36 33V32H35ZM216 33V34H217ZM17 35V36H16ZM31 35V36H30ZM122 35H124V30L122 31L121 30V34H120V36H118V38L117 39H121V36ZM131 35V34H130ZM161 35H162V37H161ZM46 36H45V38H46ZM158 36H160V37H158ZM198 36V37H197ZM252 36V35H251ZM10 38V42L8 43V42H6L9 38ZM16 37V38H15ZM157 37V38H156ZM202 37V38H201ZM206 37H209L208 39L206 38ZM216 37H217V39H216ZM218 37H220V38H218ZM204 38V39H203ZM211 38V39H210ZM213 38H215V40H213ZM253 38H254V36H253ZM6 39V40H5ZM12 39V40H11ZM205 39H207V40H210V43H211V47L213 48V47H216V48H210L211 49V53H212V56L210 57V58H206V56H205V58H203L202 59V62L201 63H198V62H196V63H194V66L195 67H193V70L191 71L190 69H191V67L189 68V67H187L186 68V64L188 63V60H187V58H188V55H189V51H191L192 52V54L193 55H195V51H197L198 50V52H201L200 54L202 55V54H204V55H206V53H204V51H207L208 50V48L206 47V45H207V42H206V40ZM250 39H251V37H250ZM78 39L76 38V37H74V41H77ZM155 40H156V42H155ZM196 42H195V41ZM200 40V41H199ZM79 41V40H78ZM214 41V42H213ZM134 42H136V43H134ZM133 42V47H129L130 48V50L129 51H131V52H134V50H135V48H136V46L140 43V41H134ZM192 42H194V44L192 43ZM212 42H213V44H212ZM244 43H242V42H240L239 43V46L241 47V48H244L245 50H247L249 47V42H250V40L248 41V42H245V41H243ZM20 43V44H19ZM80 43V44H79ZM138 43V44H137ZM164 43V42H163ZM163 43H161V45L163 44ZM217 43V44H216ZM73 44V41H69V44H68V47L66 48L67 50L68 49H70V46ZM98 44H99V47H98ZM149 44V43H148ZM196 44H197V46H196ZM199 44V45H198ZM205 46H204V45ZM214 44H216L217 46H219V44H220V46H219V48L217 49V46L216 45H214ZM11 45V46H10ZM46 45V46H45ZM200 45H201V47H200ZM203 45V46H202ZM213 45V46H212ZM243 45H246V46H244L243 47ZM18 46V47H17ZM97 46V47H96ZM194 46H196L195 48H194ZM222 46V47H221ZM251 47H252V43H251V45H250ZM7 47V48H6ZM17 47V48H16ZM232 47V48H231ZM149 48V49H148ZM11 50V52H10V50ZM13 49V50H12ZM186 49V48H185ZM196 49V50H195ZM221 49V50H220ZM9 50V52H7V53H9V54H7V56H6V60L5 61H3L2 59L4 58V54H6V51H8ZM156 50V51H155ZM218 50V51H217ZM219 50H220V52H219ZM232 50V51H231ZM5 51V52H4ZM27 51V50H26ZM4 52V53H3ZM28 52V51H27ZM156 52V53H155ZM181 52H183L182 54H181ZM215 52V53H214ZM3 53V54H2ZM29 53V52H28ZM155 53V54H154ZM218 53V54H217ZM14 54V55H13ZM20 54V55H19ZM44 54V55H43ZM53 54V55H52ZM74 54V55H73ZM256 54V53H255ZM12 55V57H10ZM19 55V56H18ZM129 55V56H128ZM139 55V56H138ZM30 56L31 55H29L28 57H25V58H30ZM33 56V55H32ZM69 57V58H68ZM98 57V58H97ZM167 57H169V58H167ZM171 57H173V59H170ZM176 57V58H175ZM214 57V58H213ZM71 58L73 59V63H72V60H71ZM13 59V60H12ZM16 59H18L17 61H16ZM36 59V57H35V54H34V58H33V62H34V60ZM125 59H127V60H125ZM198 59V58H197ZM216 59H218V60H216ZM173 60V61H172ZM187 60V61H186ZM214 60V61H213ZM243 60V61H242ZM242 60H241V65H242V67H244V65L246 66L247 65V61H246V63L244 64V62H245V60L242 58ZM12 61V62H11ZM78 61H80V62H78ZM5 62V63H4ZM16 62H17V64H16ZM70 62V63H69ZM123 62V61H122ZM123 62V63H124ZM172 62H174V65H171L172 64ZM35 63V62H34ZM122 63V65H124ZM6 64V65H5ZM16 64V65H15ZM79 64H81L82 65V67H83V72H82V74H78L77 75V73L78 72H76V67H77V65H79ZM177 64V65H176ZM198 64H200V65H198ZM216 64H214V66H217ZM164 65L166 66V70H168V72H170V74L169 75H171V78L172 77H174V79H175V82L172 80V79H170V77H166L165 76V74H163L164 73V71H162L163 70V68H164ZM171 65V66H170ZM257 66L255 69H256V71L253 69H251L252 68V66L254 67V66ZM10 66V67H9ZM72 66V67H71ZM129 66V65H128ZM199 66V67H198ZM168 67V68H167ZM175 67H177V68H175ZM180 67V68H179ZM203 68L204 67V69H205V71L203 72V74L201 73L200 74V72H199V68ZM87 68V69H86ZM123 68V69H122ZM125 68V69H124ZM214 68V67H213ZM195 69V70H194ZM8 70V71H7ZM60 70H61V72H60ZM68 70V71H67ZM72 70V71H71ZM172 70H177V71H172ZM187 70V71H186ZM250 70H252V71H250ZM88 71V72H87ZM179 71V72H178ZM253 71H255L254 73L255 74H253ZM258 71V72H257ZM21 72V73H20ZM92 72V73H91ZM190 72V73H189ZM239 72V71H238ZM8 73V74H7ZM75 73V74H74ZM89 73V74H88ZM91 73V74H90ZM172 73V74H171ZM173 73H176L175 75H173ZM249 74L248 76H247V74ZM62 74H63V78H62V80L64 81V82H66L67 81V84H68V86H69V88H71V89H69L68 90V92H66V90H65V92H63L64 93V97L62 96V95H59V87H61V82L59 81V78L62 76ZM71 74V75H70ZM88 74V75H87ZM93 74V75H92ZM98 74V73H97ZM253 74V75H252ZM76 75V76H75ZM89 75H92V77L90 76V77H88V78H85L84 76H89ZM121 75V74H120ZM120 75H119V77H120ZM135 75V76H134ZM158 75H160V77H162V78H160ZM192 75V76H191ZM222 75V76H221ZM236 75V76H235ZM6 76V77H5ZM8 76V77H7ZM145 76V77H144ZM181 77V79L179 80V78ZM202 76V77H201ZM206 76V77H205ZM249 76H251V77H249ZM252 76H254L253 78H252ZM72 77V78H71ZM74 77V78H73ZM77 77V78H76ZM119 77H118V79H119ZM138 77H143V80L145 81V82H143V80H142V82H138V80H137V78ZM157 77L160 79V80H162V83H161V85H162V87H164V85H169L168 83H170V90H171V88L174 90V91H170L171 92V94H170V97H169V99H168V101H169V103L170 102H172L171 100L173 99V102L172 103H174V106H173V108H172V106H171V103L170 104H164V102H163V100H158L157 99V96H158V79H157ZM178 79H177V78ZM236 77V78H235ZM249 77V78H248ZM256 77V78H257ZM91 78V79H90ZM192 78V79H191ZM206 78V79H205ZM251 78V79H250ZM6 79V80H5ZM67 79V80H66ZM77 80L76 82H75V80ZM82 79L84 80V82L82 81ZM86 79V80H85ZM113 79V80H112ZM134 79V80H133ZM188 79H190L189 81H188ZM222 81V83H221V81ZM167 80H171V82L173 81V83H171V82H169V81H167ZM198 80V81H197ZM71 81V82H70ZM74 81V82H73ZM87 81V82H86ZM90 81V82H89ZM157 81V82H156ZM164 81V82H163ZM186 81H187V84H185L186 83ZM191 81V82H190ZM205 81H209V86H207V85H205L206 87H204V86H202V83H205ZM215 81V82H214ZM220 81V82H219ZM3 82V83H2ZM9 82V83H8ZM20 82H22V79H21V81H17V82H14L15 83V85H14V87H17V86H19V85H21L20 84ZM89 82V83H88ZM92 82V83H91ZM97 84H96V83ZM178 82V83H177ZM180 82H182L181 84H179ZM212 82V83H211ZM230 82V81H229ZM87 83H88V85H87ZM94 83V84H93ZM140 83V84H139ZM175 83H177L176 85H174L173 86V84H175ZM18 84V85H17ZM75 84V85H74ZM80 84H81V86H80ZM86 84V85H85ZM138 86H137V85ZM171 84H172V86H171ZM215 84H216V87H215ZM220 84V85H219ZM108 85V86H107ZM143 85V86H142ZM148 85V86H147ZM217 85H219L218 87H217ZM38 87V88H36V87ZM83 86V87H84ZM127 86L128 85H126V88H127ZM176 86V87H175ZM212 86H213V88H212ZM221 86V87H220ZM79 87V88H78ZM88 87V88H87ZM115 88V89H117V91H119V94H118V96L116 97V99L115 98H113L112 96H111V98L109 97L108 99H106V103L108 104L109 103V105L110 104H113L114 102H115V104H116V107H115V110H117L116 108H120L118 111H112V109H111V111H109V110H107L108 111V113L110 114V116H108V113H107V111L106 110H102L101 108H100V106H99V102H98V100H96V97H95V91L97 90V91H99L100 92V90L99 89H101V92H103V95L106 97L107 96V90H104V88ZM118 87V88H117ZM154 87V88H153ZM161 87V86H160ZM254 87H256L255 85H254ZM4 88V89H3ZM35 88V89H34ZM95 88V89H94ZM128 88H129V86H128ZM144 88H145V90H144ZM152 88V89H151ZM209 88V89H208ZM211 88V89H210ZM217 88V89H216ZM29 89V91H30V88H28L27 87V89L26 90H24V91H20L21 92V94L22 95H24L25 94V92L27 91ZM41 89V90H40ZM93 89V90H92ZM169 89V88H168ZM183 89V90H182ZM203 89H205L206 90V94H200V92H202L203 91ZM208 89V90H207ZM227 89H228V87H227ZM48 90V91H47ZM87 90H85V92L87 91ZM153 90V91H152ZM157 90V91H156ZM198 90V91H197ZM199 90H200V92H199ZM215 91L216 93L215 94H217V98H215L213 101H211L210 102V99H208V96H209V92H207V91ZM29 91H27V92H29ZM39 91V92H38ZM45 91H47V92H45ZM94 91V92H93ZM162 89L160 90V93H159V95H161L162 96ZM176 91V92H175ZM121 92V93H120ZM153 92V93H152ZM180 92L183 94V95H181L180 94ZM198 92H199V94H198ZM244 92V94L243 95H241V98H242V108H243V110L242 111H240V112H237V113H234L233 114V117H232V120L233 121H235L236 120V123L237 122H242V120H244L245 122V125L247 124V122L249 123V127H250V130H253L254 132H255V134H260V132H262V125L261 124H259V122L257 121L258 119H256L257 118V116H258V113H257V110L254 108V106H255V103H261V102H264V95H263V97L261 96V98H259V99H257V100H259V101H255V100H252V99H250V98H248V97H246L245 95H246V90L245 91H243ZM140 93V94H139ZM173 93V94H172ZM197 93V94H196ZM220 93V94H219ZM179 94V95H178ZM208 94V95H207ZM157 95V96H156ZM178 95V96H177ZM180 95H181V97H180ZM5 96V97H4ZM94 96V97H93ZM161 96H160V99H161ZM184 96V97H183ZM245 96V97H244ZM61 97V98H60ZM108 97V96H107ZM120 97V98H119ZM173 97V98H172ZM176 97V98H175ZM178 97V98H177ZM202 97V98H201ZM59 98H60V100H59ZM82 100L84 99L83 98V95H82ZM118 98V99H117ZM154 98V99H153ZM175 98V99H174ZM245 98H248L247 100L245 99ZM75 99V100H74ZM144 99H147V100H144ZM151 99V100H150ZM96 100V101H95ZM114 102H113V101ZM133 100H135L134 102H133ZM158 100V101H157ZM176 100H178L177 102H176ZM185 100H188L189 102H192V103H190V104H193V106L194 107H196L197 105H198V112H199V109H200V106H201V111L196 115V116H194V117H188L187 118V116H188V114H189V112H188V107L187 106H185V107H183L184 106V104H183V101L185 102ZM245 100V101H244ZM120 101V102H119ZM130 101V102H129ZM201 101V102H200ZM255 101V102H254ZM81 102V101H80ZM113 102V103H112ZM254 102V103H253ZM4 103H6V104H4ZM17 103H19V102H17ZM40 103H42V101L40 102ZM136 103V104H135ZM157 103H159V104H157ZM162 103V104H161ZM247 103H249V104H247ZM118 104V105H117ZM134 104V105H133ZM176 104V105H175ZM182 104H183V106H182ZM204 104V105H203ZM6 105V106H5ZM47 105V106H48ZM147 105V106H146ZM149 105V106H148ZM165 107H164V106ZM169 105V106H168ZM254 105V106H253ZM27 106H29V105H26L25 107H27ZM47 106H46V108H47ZM77 106V107H76ZM178 108H177V107ZM219 106V107H218ZM227 106V105H226ZM24 107V108H25ZM135 107H136V109H135ZM138 107V108H137ZM144 107L146 108V107H148L149 108V113H148V108H147V110L146 109H144ZM155 107V108H154ZM169 107H170V109H169ZM176 107V108H175ZM1 108V107H0ZM21 108H22V110H23V107L21 106L20 107V110H21ZM140 108V109H139ZM142 108V109H141ZM172 108V109H171ZM184 108V109H183ZM207 108V109H206ZM223 108V107H222ZM254 108V109H253ZM45 109V108H44ZM78 111H77V110ZM1 110V109H0ZM51 110H53L52 112L53 113H51ZM82 110V111H81ZM139 110L141 111V110H143V112L142 113H146V114H143L144 115V117H143V119H146V117H145V115L147 116H151V114H152V120L151 121H149V124H152V126L150 127H148V126H146V129H147V132H146V130H144L143 131V129L141 128L139 131H136V134H135V132H132L131 130H130V132L131 133H133V135H131V133L127 130L126 131V127H131V128H133V127H139L140 126V124L142 123V122H140L139 120H138V123L136 124L135 122V120H131V121H127L128 120V115H130V114H137V113H139ZM185 112H184V111ZM192 110V112L194 113L195 112V109L194 108H192L191 109ZM216 110V111H215ZM254 110V111H253ZM255 110H256V112H255ZM17 111V112H16ZM66 111H67V113H66ZM106 111V112H105ZM168 112V114H167V112ZM169 111H170V113H169ZM183 111V112H182ZM202 111H204V112H202ZM23 112H25V110L23 111ZM63 112V113H62ZM78 112H80V113H78ZM112 112V113H111ZM152 112V113H151ZM166 112V113H165ZM182 112V113H181ZM107 113V114H106ZM126 113H127V116H126ZM176 113V114H175ZM201 113V114H200ZM10 114V115H9ZM32 114V115H31ZM113 114V115H112ZM150 114V115H149ZM179 114V115H178ZM17 115V116H16ZM66 115H68V116H66ZM100 115V117L102 118V116ZM173 115V116H172ZM175 115V116H174ZM205 115V116H204ZM7 116V117H8ZM126 116V117H125ZM158 116V117H157ZM179 116V117H178ZM253 116V117H252ZM36 117V118H35ZM93 117L94 116H92L91 117V122H92V119H93ZM130 117V116H129ZM156 117H157V119H156ZM201 117H203V118H201ZM242 117V118H241ZM30 118V119H29ZM68 118V119H67ZM148 118V117H147ZM177 120H176V119ZM180 118H182V119H184L186 122H188V123H186V122H184V120H182L181 119V121H180ZM187 118V119H186ZM192 118V119H191ZM202 120H200V119ZM234 118V119H233ZM240 118V119H239ZM19 119H20V121H19ZM33 119V120H32ZM161 120L160 121V125L159 126H154V123H155V121L156 120ZM174 119V120H173ZM179 119V120H178ZM199 119V120H198ZM210 119V120H211ZM15 120H17L19 123H17V121H15ZM30 120H32V123L31 122H29ZM153 120H154V122H153ZM173 120V121H172ZM175 120L177 121V123L179 124V128H178V124H176V122H175ZM5 121H7V120H5ZM7 121V122H8ZM193 121V122H192ZM200 121L203 123V124H201L200 123ZM257 121V122H256ZM26 122V123H25ZM54 122V123H53ZM88 122V123H87ZM140 122V123H139ZM153 122V123H152ZM156 122H158V121H156ZM167 122V123H166ZM179 122H181V123H179ZM193 124V125H191V123ZM197 122V123H196ZM82 123V124H81ZM89 123H90V125H89ZM135 125H134V124ZM3 124H4V126H3ZM25 124V125H24ZM29 124V125H28ZM54 124L56 125V126H54ZM68 124V125H67ZM126 124V125H125ZM238 124H242V123H238ZM8 125V126H7ZM10 125V126H9ZM176 126V128H178V129H175V126ZM183 125H186V126H183ZM203 125V126H202ZM206 125V126H205ZM261 125V126H260ZM26 126V127H25ZM29 126V127H28ZM154 126V127H153ZM165 126V127H164ZM181 126V127H180ZM200 126V127H199ZM247 126H248V124H247ZM258 126H260L261 127V129L258 127ZM2 127H4V128H2ZM40 127V128H39ZM53 127V128H52ZM97 127H95V129H93L92 131L94 132V131H98V129H97ZM163 127V128H162ZM239 126H237V125H234V128H235V132H236V134H237V136H240L241 135V131H239V128H238ZM248 127V128H249ZM251 127H252V129H251ZM258 127V128H257ZM9 128H10V130H9ZM26 128H27V130H26ZM48 128L50 129V131L51 132H49L48 131ZM198 128H201L200 130H197ZM254 128V129H253ZM173 129V130H172ZM238 129V130H237ZM260 129V130H259ZM41 130H42V128H41ZM150 130V131H149ZM170 130V131H169ZM175 130L177 131L176 132V134L177 135H175L174 134V132H175ZM181 130V131H180ZM8 131V132H7ZM57 131V132H56ZM96 131V132H97ZM110 131H114V126H112L111 125V127H110ZM239 131V132H238ZM99 132V131H98ZM105 132H107V130L106 131H104L103 133L101 132V134H105ZM155 132H156V134H155ZM258 132V133H257ZM58 133H60V134H58ZM62 133H63V135L64 136H62ZM58 134V135H57ZM144 134H146L145 136H144ZM159 134H160V136H159ZM174 134V135H173ZM185 134V135H184ZM125 135H129V137H130V141L132 142L133 140H134V144H133V147L134 148H136V149H134L135 151H133V149L131 148V147H127V143H126V139H127V137H125ZM132 137H134V138H132ZM154 135H155V138H154ZM139 136V137H138ZM158 136V137H157ZM179 136V137H178ZM201 137H199V139L198 140H200L203 136H202V134L200 135ZM13 137H14V139H13ZM183 137V138H182ZM137 138V139H136ZM160 138V139H159ZM162 138V139H161ZM135 139H136V141H135ZM147 139H149V140H147ZM155 140V141H154ZM14 141V142H13ZM60 141V142H59ZM153 141V142H152ZM166 141V142H165ZM170 143H169V142ZM174 141H175V144H174ZM191 141H194V143L193 142H191ZM201 141H202V139H201ZM240 143H238V142ZM48 142V143H47ZM60 143V145H59V143ZM165 142V143H164ZM197 142V143H196ZM156 143V144H155ZM192 143H193V147L191 146L192 145ZM200 145H199V144ZM236 143V144H235ZM242 143H245L246 144V149L247 150H245V148H244V151H246L245 152V154H247V155H245L244 157H242V156H240V155H238L239 153H237L239 150H240V148H243V146H242ZM248 143V144H247ZM184 146H183V145ZM12 145V146H11ZM143 145H145V146H143ZM146 145H150V147L149 148H146ZM153 145V146H152ZM160 145H165V147L166 148H168V149H166V151H164L163 150V152H165L164 154H162L161 153V146ZM172 145V146H171ZM196 145V146H195ZM239 145V146H238ZM5 146L7 147V146H9V151H5ZM57 146V147H56ZM61 146V147H60ZM122 146H124V147H122ZM154 147V148H152V147ZM176 148H175V147ZM189 146H191L193 149L194 148H196V150H195V154L194 153H192V154H189V156H188V150H185V149H188V148H190ZM200 146H202V147H200ZM236 146H238V147H236ZM250 148H249V147ZM10 147H13V148H10ZM60 147V148H59ZM140 147H142V148H140ZM160 149H159V148ZM248 147V148H247ZM90 148H92V147H90ZM89 148V149H90ZM153 149V150H155L154 152H158L159 153V158L158 157H155L154 159H152V160H150V162L151 163H149V162H147V164H148V167H146L147 166V164L145 165V166H143L142 168H141V166H140V162H141V160L143 159V157L144 156H147V154L149 153L148 152V150L149 149ZM171 150H170V149ZM174 148V149H173ZM185 148V149H184ZM197 148H199V149H197ZM223 148V149H222ZM254 148H255V150H254ZM89 149H88V151H87V153H90L89 152ZM142 149V150H141ZM184 149V150H183ZM234 151H233V150ZM239 149V150H238ZM248 149H249V152H247L248 151ZM198 150V151H197ZM253 150V151H252ZM37 151L39 152V154H40V157H41V155H42V158L40 159V160H42V161H39L40 163H38V164H36V165H33V166H29V165H27V163H26V161L27 160H32V158H34V157H38V156H36V155H38V154H36V155H34L35 153H37ZM58 153H57V152ZM107 151V152H106ZM129 151V152H128ZM177 151V152H176ZM179 151V152H178ZM183 151H185V153L183 152ZM197 151V152H196ZM232 152V153H229V152ZM12 152V153H11ZM32 152H34V153H32ZM168 152H169V157H168ZM172 152H173V154H172ZM176 152V153H175ZM235 152V153H234ZM56 153V154H55ZM252 153V154H251ZM32 154H33V156H32ZM91 154V153H90ZM104 154V155H103ZM130 154V155H129ZM233 155V156H230V157H226V156H228V155ZM250 154H251V156H250ZM45 155V156H44ZM54 155H56L55 156V162H52L53 161V156ZM115 155V156H114ZM191 155H192V158H191ZM84 156H87V158L89 157V154H87V155H84ZM83 156V159L85 160V157ZM118 156H123L124 158V160H122V171H120L119 173L117 172V168H116V165H115V168L116 169H114L113 167H114V164L113 163H111V162H113V160L115 159H117V157ZM127 156H128V158H127ZM176 156V157H175ZM221 156H222V158H221ZM247 156H248V158H247ZM253 156V157H252ZM45 157H46V159H45ZM137 158V159H135V158ZM185 157V158H184ZM208 157V155H206V157L205 158H207ZM224 157H225V159H224ZM236 157H237V160H235L236 159ZM251 157V158H250ZM58 158V159H57ZM108 158V159H107ZM120 159L122 158V157H119ZM134 158V159H133ZM145 158V157H144ZM191 158V159H190ZM230 158V159H229ZM242 159V160H240V159ZM247 160H246V159ZM107 159V160H106ZM157 159H158V161H157ZM162 159H164V161L162 160ZM170 159V160H169ZM179 159V160H178ZM202 159V158H201ZM217 159H221L220 161H218ZM232 159V160H231ZM239 159V160H238ZM243 159H244V161H243ZM109 160V161H108ZM176 160V161H175ZM180 160H181V162H180ZM190 160V161H189ZM203 160V159H202ZM225 160V161H224ZM45 161V162H44ZM136 161V162H135ZM162 161V162H161ZM184 161V162H183ZM240 161H243L242 163L240 162ZM248 161V162H247ZM134 162V163H133ZM153 162L154 163H156V164H154V165H157L156 166V168L157 167H159V169H160V171H162V174L165 176V173H166V177H163L162 176V178L164 179V182H163V180H162V178L159 180V181H157V182H152V181H155V180H153L154 179V176L156 175H153V173H154V171H152L153 173H152V175L153 176H151V177H149V179H147V175H145V177H146V179L144 178V177H141V176H143V172L145 171L144 169H146V170H148L149 169V167H150V165H153ZM157 162H160V164L163 166H161L159 163H157ZM177 162H179V164L177 163ZM216 162V163H215ZM217 162H221L220 164L219 163H217ZM237 162H238V164H237ZM248 164H246V163ZM249 162H252V164H250ZM124 163V164H123ZM128 164L127 166H128V169H129V172L132 174V176L130 177V181H131V183H132V185H134V186H132L134 189H136V188H138L140 191L139 192H137V191H134V192H131L130 190H129V188H128V186L126 185V183H125V179H121L120 178V173L121 174H125L127 171H126V165L125 164ZM168 163V164H167ZM181 163V164H180ZM185 163V164H184ZM188 163H190V164H188ZM226 163V164H225ZM241 163V164H240ZM25 164V165H24ZM206 166H205V165ZM210 164V165H209ZM215 164V165H214ZM218 164V165H217ZM250 164V165H249ZM258 164V165H257ZM255 166H253L252 168H253V170L255 171V173L258 171L259 172V170H260V172H261V170H263V168H264V166H263V164L260 162V163H257ZM24 165V167H27V173H24V172H21V174H18L19 172V170H21L22 168V166ZM93 165V164H92ZM160 165V166H159ZM166 165V166H165ZM168 165V166H167ZM174 165V166H173ZM183 167H182V166ZM185 165V166H184ZM209 165V166H208ZM214 165V166H213ZM227 165H228V167H227ZM233 165V166H232ZM234 165H235V169H233L234 168ZM242 167H240V166ZM58 166V167H57ZM78 167H79V165H77ZM133 168H132V167ZM173 166V167H172ZM181 166V167H180ZM186 166L188 167V169L186 168ZM189 166H191L190 168H189ZM217 166H219L218 168H220V169H218L217 168ZM226 166V167H225ZM238 166V167H237ZM250 166V167H251ZM136 168V170H135V168ZM146 167V168H145ZM172 167V168H171ZM202 167V168H201ZM204 167V168H203ZM208 168V171H207V168ZM212 167V168H211ZM239 167L241 168V169H239ZM246 167V168H245ZM256 167V168H255ZM260 167V168H259ZM20 168V169H19ZM132 168V169H131ZM139 168H141L140 170H139ZM163 168H165V169H163ZM181 168L183 169V168H185V169H183L182 171H181ZM228 168V169H227ZM257 170H255V169ZM113 169V170H112ZM158 169V168H157ZM158 169V170H159ZM170 169V170H169ZM204 169V170H203ZM213 169V171H215V172H213V173H215V174H213L212 173V170ZM215 169V170H214ZM227 169V170H226ZM237 169V170H236ZM15 170V171H14ZM69 170V171H68ZM73 172H72V171ZM96 170V169H95ZM98 170V169H97ZM95 171V173H97L98 171ZM140 171L139 173H137V171ZM157 170V172H160V171H158ZM188 170V171H187ZM220 170V171H221ZM233 170V171H232ZM242 172H241V171ZM39 171V172H38ZM131 171H133V172H131ZM142 171V172H141ZM187 173H186V172ZM223 171V172H224ZM230 171V172H229ZM238 173H237V172ZM245 171V172H244ZM35 172V173H34ZM171 172V173H170ZM199 172V173H198ZM201 172H204L203 174L201 173ZM233 172H235V173H233ZM6 173V172H5ZM30 173H31V175H30ZM34 173V174H33ZM116 173V174H115ZM137 173V174H136ZM141 173V174H140ZM207 173V174H206ZM212 173V174H211ZM230 173H233L232 175L230 174ZM242 175H241V174ZM27 174V175H26ZM136 174V175H135ZM140 174V175H139ZM186 176H185V175ZM187 174H189V176H187ZM206 174V175H205ZM238 174V175H237ZM247 174V175H246ZM34 175V176H33ZM73 175V176H72ZM134 175V176H133ZM178 175V176H177ZM203 175V176H202ZM209 175V176H208ZM210 175H211V178H210ZM72 176V177H71ZM76 176V177H75ZM90 176V177H89ZM114 176H117V178L116 177H114ZM193 176L195 177L194 178V181L193 180H190V181H183L184 179H185V177H192V179H193ZM207 176H208V178H207ZM245 176H249V177H247L248 179H246V177ZM32 177V178H31ZM83 177V178H82ZM86 177V178H85ZM134 177H136V179L134 178ZM182 177V178H181ZM201 177H204V178H201ZM229 177V176H228ZM254 177V178H253ZM256 177V178H255ZM2 178V177H1ZM12 178V179H13ZM55 178V179H54ZM116 179V181H115V179ZM118 178H120V179H118ZM131 178H134L135 179V182H133L134 180L133 179H131ZM151 178V179H150ZM167 178V179H166ZM198 178V180H196ZM212 178H214V179H212ZM218 178V177H217ZM219 178L220 179H222V180H225V176H219ZM237 178V177H236ZM3 179V178H2ZM43 179V178H42ZM58 179V180H57ZM72 179V180H71ZM78 180L79 182V184H78V186H80V187H78L77 185H76V183L73 181V180ZM85 179V180H84ZM142 180L143 181V183H145V185H147V188H146V190H144L143 189V187L145 188V186L143 185V186H140V185H138V187L137 186H135V184L136 183H138V180ZM177 179V180H176ZM88 180V181H87ZM137 180V181H136ZM181 180L183 181V182H181ZM202 180H204V181H206L207 182V180H209V181H211V182H209L208 181V185H207V187L206 186H203L202 184H200L199 186L198 185H196L197 184V181H198V183H200ZM242 180V181H241ZM251 180V181H250ZM256 180V181H255ZM3 181V180H2ZM83 181V182H82ZM115 181V182H114ZM161 181L163 182V184L161 183ZM176 181H177V183H176ZM249 181V182H248ZM257 181H258V184H257ZM260 181H261V183H260ZM16 182H18V181H16ZM120 182H121V185H120ZM123 182V183H122ZM147 182V183H146ZM185 182H188L186 185H184L183 186V183H185ZM196 182V183H195ZM81 183V184H80ZM94 183H97L96 184V187L94 188L93 187V189L91 188L92 187V185H95ZM135 183V184H134ZM155 183V184H154ZM169 183V184H168ZM176 183V184H175ZM214 184V186H213V188H212V184ZM245 183H247V185L245 184ZM19 184V183H18ZM153 184H154V186H153ZM191 184H192V186H191ZM193 184L195 185V188H196V186H198V188H194V186H193ZM250 184V185H249ZM253 184V185H252ZM260 184H262V185H260ZM137 185V184H136ZM166 185V186H165ZM210 185V186H209ZM242 185V186H241ZM245 185V186H244ZM86 186V187H85ZM121 186V187H120ZM186 186V187H185ZM189 186V187H188ZM191 186V187H190ZM203 186V187H202ZM215 186H216V188H215ZM248 186V187H247ZM253 186H254V188H253ZM84 187V188H83ZM116 187V188H117ZM140 187V188H139ZM153 188V190H152V188ZM155 187V188H154ZM167 187V188H166ZM180 187H183V188H180ZM245 187H247V188H245ZM259 187V188H258ZM89 188V189H88ZM91 188V189H90ZM161 188H163L162 190H161ZM187 188V189H186ZM211 188V189H210ZM244 188V189H243ZM252 188V189H251ZM88 190V191H90V192H85L86 190ZM113 189V190H112ZM164 189L166 190V191H164ZM171 189V190H170ZM178 189V190H177ZM180 189H183V190H180ZM189 189V190H188ZM202 189V192H203V194L201 193V196H197V194H195L196 193V191L197 190H201ZM261 189V190H260ZM93 190V191H92ZM185 190H187L188 191V193H189V191H190V194H187L186 192H185ZM240 190V191H239ZM242 190V191H241ZM244 190V191H245ZM147 191V192H146ZM158 191H160V193L158 192ZM164 191V192H163ZM170 191V192H169ZM177 191V192H176ZM181 191V192H180ZM211 191V192H210ZM250 191V193L249 192H245L243 195H239L238 197H239V201L241 200V199H247V197H249L250 195V197L249 198H252L253 196L252 195H254V193H252ZM163 194H162V193ZM182 192L183 193H185V194H182ZM195 192V193H194ZM140 193V194H139ZM142 193V194H141ZM157 193H159V194H157ZM179 193V194H178ZM211 193V194H210ZM221 193H223L224 195H222ZM247 193V194H246ZM252 193V194H251ZM135 194V195H134ZM137 194H138V196H137ZM181 194V195H180ZM195 196H194V195ZM217 194H220L221 196H217V197H215V200H223L222 199V197L225 199V197H226V193H225V191L224 192H219V193H217ZM84 195V196H83ZM143 195V196H142ZM163 195V196H162ZM186 195V196H185ZM204 195V196H203ZM146 196H147V198H148V200H146ZM165 196V197H164ZM177 196H179V197H177ZM190 196V197H189ZM145 197V198H144ZM162 197V198H161ZM187 197V198H186ZM201 197V198H200ZM204 197V198H203ZM206 197V198H205ZM220 197H221V199H220ZM243 197V198H242ZM72 198V199H71ZM186 198V199H185ZM193 199V198H196V199H193V200H191V199ZM200 198V199H199ZM209 198V199H208ZM81 199V200H80ZM165 199V200H164ZM181 201H180V200ZM204 199V200H203ZM252 199H254V198H252ZM252 199H250V200H252ZM82 200H84V201H82ZM188 200V201H187ZM190 200V201H189ZM202 200V201H201ZM248 201H249V199H247ZM211 203H210V202ZM147 202V203H146ZM187 202V203H186ZM194 202V203H193ZM206 202H207V204H208V202H209V204L208 205H205L206 204ZM213 203V204H212ZM251 203V202H250ZM264 203V202H263ZM262 203V204H263ZM139 203H137V206L139 207V205H138ZM165 204V205H164ZM176 204V205H175ZM261 204V205H262ZM53 205V204H52ZM175 205V206H174ZM193 205V206H192ZM261 205H259L260 207H261ZM182 206V207H181ZM259 206H258V210L257 211H259L260 210V208H259ZM52 207H55V204L52 206ZM172 207V208H171ZM207 207V208H206ZM239 207H241V205L239 206ZM195 208V209H194ZM141 210H142V208H140ZM145 209V208H144ZM163 209V210H162ZM205 209V210H204ZM207 209V210H206ZM202 210H204V212L202 211ZM219 210V211H218ZM240 210H242V207L240 208ZM151 211V212H150ZM155 211H157V212H155ZM159 211V212H158ZM206 211V212H205ZM209 211V212H208ZM215 211V210H214ZM162 212V213H161ZM168 212V213H167ZM205 213V214H204ZM157 214H159L160 215V217H159V215H157ZM168 214H169V216H168ZM182 214V215H181ZM198 214H199V216H198ZM219 214L222 216L223 214H224V211L222 212L221 211V209H217V215L219 216ZM209 215V216H208ZM171 216V217H170ZM170 218V219H169ZM202 219V220H201ZM219 220H220V218H219ZM140 223V224H139ZM204 223L206 224V225H204ZM218 225H220V221L218 222ZM140 226V227H139ZM166 226V225H165ZM216 227V226H215ZM215 227H214V232L215 231H220V228L218 229H215ZM129 228V229H130ZM188 228V229H187ZM162 231H160V230ZM168 229V230H167ZM206 229H207V227H206ZM189 230V231H188ZM208 230V229H207ZM137 231V230H136ZM182 231V232H181ZM183 231H185V232H183ZM187 231V232H186ZM145 232V233H144ZM181 234H180V233ZM208 232V231H207ZM150 233V234H149ZM161 234V235H160ZM180 235V236H179ZM119 236V235H118ZM129 236H131V235H129ZM128 236V237H129ZM162 236V237H161ZM180 237V239H179V237ZM192 236V235H191ZM145 237V238H144ZM153 237V238H152ZM177 237V238H176ZM132 238V236L130 237V239ZM144 238V239H143ZM89 239V240H88ZM128 239V238H127ZM172 239V240H171ZM176 239H177V241H176ZM83 240L84 241H86L87 240V243H91L90 241H91V239L90 238H83ZM154 241V242H152V241ZM171 240V241H170ZM89 241V242H88ZM128 241H130V240H128ZM170 241V242H169ZM175 241V242H174ZM187 241H189V242H187ZM132 242H133V240H132ZM152 242V243H151ZM172 242V243H171ZM174 242V243H173ZM134 243V242H133ZM133 243H131V244H127V243H124V241H123V245H122V248H127V246H130V245H132ZM189 243V244H188ZM155 245V246H156ZM183 249H185V248H183ZM182 252V251H181ZM194 252V251H193ZM20 255H22V256H20ZM74 255V254H73ZM10 257H11V255H10ZM20 257V258H19ZM21 257L23 258V263H24V261H26V260H28V263L27 264H31V260H29V258H27V256H26V254L25 253H19V254H17L15 257L13 256V257H11L10 258V260L11 261H13V263L12 262H8L7 264H22L21 263V261H22V259H21ZM18 261V262H20V263H17V261L15 260V259ZM17 258H19V259H17ZM24 258H25V260H24ZM155 260H153V262H151L150 261V264H154V261H155V264H169V262H170V264H181L182 263V261H178V259H179V257H173V258H169L168 256H165L164 255V257H157V256H155ZM178 258V259H177ZM181 259H183L182 257H181ZM180 259V260H181ZM19 260H21V261H19ZM16 263H15V262ZM67 264L68 263H70L71 261H70V259L68 258L67 259ZM70 261V262H69ZM149 262V261H148ZM148 262L146 263V264H148ZM5 264H6V262H4ZM4 263H1V264H4ZM129 264L131 263V262H128ZM132 263H134V262H132ZM24 264H26V263H24ZM33 264V263H32ZM62 264H64V263H62ZM66 264V263H65Z\"/></svg>","mask_w":264,"mask_h":264}]
</instances>
